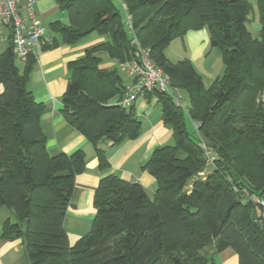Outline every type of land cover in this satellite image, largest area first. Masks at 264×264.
Wrapping results in <instances>:
<instances>
[{"label": "trees", "instance_id": "trees-1", "mask_svg": "<svg viewBox=\"0 0 264 264\" xmlns=\"http://www.w3.org/2000/svg\"><path fill=\"white\" fill-rule=\"evenodd\" d=\"M253 2L55 0L67 23L48 29L60 43L104 39L68 63L61 97L64 119L95 149L100 172L109 169L100 142L117 147L142 133L133 108L118 105L126 84L116 68H102L101 54L128 62L136 57L134 39L187 95V117L198 125L190 134L168 95L147 93L172 134V144L155 148L141 166L154 193L105 174L93 194L90 229L73 246L64 221L84 153L48 154L40 126L46 108L27 89L35 60L18 65L10 45L0 54V207L14 216L1 237L22 238L29 264H215L212 256L228 248L238 264H264V0ZM254 13L257 37L249 30ZM204 28L224 66L208 86L188 59L172 63L165 55L173 40ZM58 43L53 36L45 50ZM201 142L214 158L209 167Z\"/></svg>", "mask_w": 264, "mask_h": 264}, {"label": "crops", "instance_id": "crops-1", "mask_svg": "<svg viewBox=\"0 0 264 264\" xmlns=\"http://www.w3.org/2000/svg\"><path fill=\"white\" fill-rule=\"evenodd\" d=\"M34 1V9L38 15V20L49 33L48 28L51 23L60 21V19L61 22H64L63 18L57 19L55 0ZM44 23H46V26ZM250 27L257 33L260 29L255 13ZM205 32L204 29L202 31H190L184 38L190 44L193 40L196 41L197 38L206 37ZM50 35L52 38L56 36L59 43L57 46L44 50L35 61L29 76L27 89L36 103L43 104L46 108V112L40 119V126L46 139L48 154L50 156L61 153L70 155L77 150L84 153L85 170L75 179L71 206L67 209L64 221L68 244L73 246L90 229L95 213L92 206L93 194L100 178L105 174L111 173L126 182L138 183L149 196L153 195L155 190L154 179L146 171H143L141 166L149 159L155 148L172 143V134L162 122L161 109L157 99L154 97L147 99L145 94L144 97L137 99L132 106L134 116L142 125L140 137L134 141H126L117 147H111L109 143L100 142L98 148L105 151L109 163L108 171L100 172L95 149L83 135L73 129L64 119L61 113V97L69 77L68 63L81 58L86 50L101 44L104 39L90 36L88 39L86 38L87 40H82L74 45H64L60 43L57 35L52 33ZM192 53L189 55L188 60L202 76L204 84V77L208 79L210 84L215 76L210 68L206 67L205 61L195 54L194 49ZM101 56L103 59L102 68L119 69L116 62L111 61L103 54ZM17 63L23 66L25 62ZM122 73L124 74L123 77L120 76L124 84H128L131 78L125 75L124 72ZM198 177L200 179L204 178L200 175ZM190 186L187 187L188 190ZM7 220L14 221L12 212L0 207V264H29L22 238L6 240L1 237L2 225ZM212 257L215 264H238L237 256L230 248L214 254Z\"/></svg>", "mask_w": 264, "mask_h": 264}, {"label": "built area", "instance_id": "built-area-1", "mask_svg": "<svg viewBox=\"0 0 264 264\" xmlns=\"http://www.w3.org/2000/svg\"><path fill=\"white\" fill-rule=\"evenodd\" d=\"M34 0H0V47L11 46L12 54L17 62H26L29 58L37 61L40 54L52 44V37L39 22L34 9ZM124 9V6L122 5ZM126 27L132 33L130 17L125 16ZM136 45V57L128 62L118 64V68L131 81L124 86L122 98L118 105L131 108L137 99L149 92L157 91L168 95L174 106L182 112H187L183 94L171 86L170 79L151 61L148 50ZM194 124L195 130L198 125ZM206 158V165H212L214 158L204 142L200 144ZM200 173V176H204ZM254 202L263 205L257 199Z\"/></svg>", "mask_w": 264, "mask_h": 264}, {"label": "rangeland", "instance_id": "rangeland-1", "mask_svg": "<svg viewBox=\"0 0 264 264\" xmlns=\"http://www.w3.org/2000/svg\"><path fill=\"white\" fill-rule=\"evenodd\" d=\"M248 1H249V3L252 2L251 5L254 7L253 0H248ZM56 16L58 17L57 19L63 18L62 20H64V22L67 23L66 14L64 12H61L60 10H58V8H57ZM251 17H252V15L250 16V18ZM252 21H253V18L251 19V23H252ZM60 22H61V19H60ZM44 24L46 26V23H44ZM204 30H205V28H204ZM249 30H250V32H252V35L254 37H257L258 33L255 32L250 26H249ZM205 31H206L205 32L206 37L197 38L196 41L193 40L190 44L187 43V41L185 40L184 37L183 38H177V39L173 40L169 44V46L166 48V56L170 62L176 63V62L181 61L183 59H189V55L193 54L192 52L194 49L195 54L198 57H200L202 60L205 61L206 67L210 68V71L215 76V78L221 77L223 75V72H224V66H223L222 61H221L220 52L218 49H213V48L209 47L208 32H207V30H205ZM83 41H85V39H83ZM5 49H6V46H1L0 52H3ZM118 73L120 75H122V77H123L124 74L119 69H118ZM204 80H205L206 86H208V84H209L208 79L204 77ZM182 94L184 97V102H185L186 108H188L189 107V101H188L187 95L183 92H182ZM184 119H185L186 128H187L188 132L190 134L195 133L194 132L195 128H194L192 122L187 117V113L185 111H184Z\"/></svg>", "mask_w": 264, "mask_h": 264}, {"label": "water", "instance_id": "water-1", "mask_svg": "<svg viewBox=\"0 0 264 264\" xmlns=\"http://www.w3.org/2000/svg\"><path fill=\"white\" fill-rule=\"evenodd\" d=\"M251 218L255 221L256 225H258V216L256 210L252 211Z\"/></svg>", "mask_w": 264, "mask_h": 264}]
</instances>
